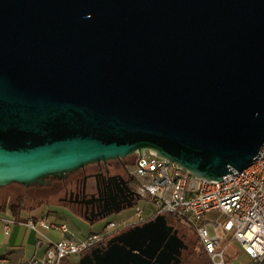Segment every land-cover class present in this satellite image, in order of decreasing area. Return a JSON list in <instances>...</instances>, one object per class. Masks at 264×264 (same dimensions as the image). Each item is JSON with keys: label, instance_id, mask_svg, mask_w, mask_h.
Here are the masks:
<instances>
[{"label": "water", "instance_id": "water-1", "mask_svg": "<svg viewBox=\"0 0 264 264\" xmlns=\"http://www.w3.org/2000/svg\"><path fill=\"white\" fill-rule=\"evenodd\" d=\"M263 146L264 0H0V188L147 152L222 182ZM179 233L156 216L77 264L180 262Z\"/></svg>", "mask_w": 264, "mask_h": 264}, {"label": "built area", "instance_id": "built-area-1", "mask_svg": "<svg viewBox=\"0 0 264 264\" xmlns=\"http://www.w3.org/2000/svg\"><path fill=\"white\" fill-rule=\"evenodd\" d=\"M133 174L139 200L155 207L151 218L170 215L196 227L197 254L212 264H228L227 240L231 238L256 264L264 262V146L251 167L235 171L222 182L200 179L151 152L137 156ZM212 211L221 212L226 223L204 222L203 217ZM135 216L137 222L133 224L111 221L83 240L55 242L45 237L44 256L32 258L27 264H62L72 256H82L99 247L117 229L142 225L151 219L145 218L140 207L136 208ZM0 220H4L8 232L14 221L2 217ZM28 225L37 232L40 226L68 232L66 226L59 227L47 217L39 222L30 220ZM0 264H5V260H0Z\"/></svg>", "mask_w": 264, "mask_h": 264}, {"label": "flooded vegetation", "instance_id": "flooded-vegetation-1", "mask_svg": "<svg viewBox=\"0 0 264 264\" xmlns=\"http://www.w3.org/2000/svg\"><path fill=\"white\" fill-rule=\"evenodd\" d=\"M136 158L137 156H132L88 165L64 180L51 179L50 185L26 188L28 190L26 197L32 202H39L41 198H45L48 203H56L59 207L78 214L84 220L87 218L96 223L115 215L116 210H121L122 213L131 209L124 210L125 207H135L138 201L136 179L133 174ZM19 196L13 200L16 201ZM131 228L132 226H127L117 229L99 247H105L111 238ZM179 236L187 244L185 237L180 233ZM189 249L183 251L180 262L173 261L172 264H199ZM196 249L195 255L203 257L196 253Z\"/></svg>", "mask_w": 264, "mask_h": 264}, {"label": "crops", "instance_id": "crops-1", "mask_svg": "<svg viewBox=\"0 0 264 264\" xmlns=\"http://www.w3.org/2000/svg\"><path fill=\"white\" fill-rule=\"evenodd\" d=\"M63 209L67 210L59 207L56 203H50L31 211H22L18 215L2 211L0 217L14 222L11 223L10 230L7 232L4 220H0V260H5V264H27L32 258L44 256L46 251L45 237L58 242L62 240H83L91 235L81 234L78 230H69L66 223L60 226H66L68 232H63L61 229H45L41 226L39 232H37L28 225L30 220L39 222L40 219L45 217L49 220L53 217L56 221L52 222L57 224L58 212ZM81 257L72 256L62 264H77Z\"/></svg>", "mask_w": 264, "mask_h": 264}, {"label": "rangeland", "instance_id": "rangeland-1", "mask_svg": "<svg viewBox=\"0 0 264 264\" xmlns=\"http://www.w3.org/2000/svg\"><path fill=\"white\" fill-rule=\"evenodd\" d=\"M25 187L17 184L10 185L6 188H0V204L3 202L12 203L14 198L22 192L24 194L28 193ZM140 207L145 212V218H151L156 210L155 207L145 202L144 200H138L135 207L128 209L120 214H115L109 218L97 221L94 224H90L87 221L83 220L76 213L68 210H62L58 212L57 216V225H62L66 223L69 226V230H78L81 234H92L95 232L101 231L107 223L111 221L115 222H127L128 224H133L137 222V217L135 216L136 208ZM2 211H8L11 213L9 208L0 209V214ZM52 219V220H51ZM51 221H56L51 217ZM167 219L170 225L175 226L179 229L180 234H182L190 249L189 252L193 254V257L196 258L199 264H212L209 259L206 257H197L195 255V249L198 247V236L197 229L194 225L189 224L185 221H179L178 219L168 215ZM219 220L222 224L226 223V217L221 214L219 211H212L203 217L204 222ZM212 231V230H211ZM228 250H227V260L228 264H256L255 261L249 257L241 248V245L235 239L227 240Z\"/></svg>", "mask_w": 264, "mask_h": 264}, {"label": "trees", "instance_id": "trees-1", "mask_svg": "<svg viewBox=\"0 0 264 264\" xmlns=\"http://www.w3.org/2000/svg\"><path fill=\"white\" fill-rule=\"evenodd\" d=\"M18 195H20L18 199L11 204L8 202H3L2 204H0V209L9 208L11 210V213H13L14 215H18L22 211H31L39 208L40 206H46L50 204L45 201V198H41L39 202H32L28 197H26L27 194L19 192ZM262 264H264V262Z\"/></svg>", "mask_w": 264, "mask_h": 264}]
</instances>
